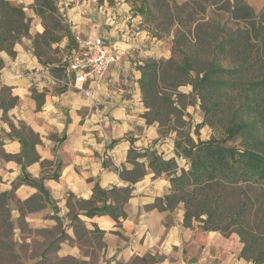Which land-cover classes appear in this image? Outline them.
<instances>
[{
    "label": "crops",
    "instance_id": "0c3cea01",
    "mask_svg": "<svg viewBox=\"0 0 264 264\" xmlns=\"http://www.w3.org/2000/svg\"><path fill=\"white\" fill-rule=\"evenodd\" d=\"M8 1L23 6L30 35L15 42L13 55L0 50V264H253L240 256L236 234L185 226L182 203L163 209L170 183L148 168L131 184L118 223L85 215L77 198L128 184L120 171L132 168L130 148L177 159L173 138L146 123L138 84L144 60L167 58L170 47L150 36L125 0H56L78 42L102 37L121 55L102 80L74 83L67 68L55 72L34 55L33 36L44 30L34 0ZM22 124L39 137V161L25 162Z\"/></svg>",
    "mask_w": 264,
    "mask_h": 264
},
{
    "label": "trees",
    "instance_id": "16d2710c",
    "mask_svg": "<svg viewBox=\"0 0 264 264\" xmlns=\"http://www.w3.org/2000/svg\"><path fill=\"white\" fill-rule=\"evenodd\" d=\"M103 1L111 5L116 0H98ZM125 1L150 36H172L170 55L146 58L138 84L146 123L157 124L160 136L175 132L184 137L174 139V153L185 159V166L155 150L130 148L132 168L120 171L128 184L96 186L89 199L77 198L75 204L87 216L109 215L118 223L126 216L131 184L148 168L170 183L159 199L163 209L182 203L185 226L195 221L202 230L234 233L242 244L240 256L264 264V4L256 10L246 0ZM32 8L44 26L33 36L34 55L44 65H57L53 71L66 70L67 59L49 60L50 47L65 37L67 58L78 41L56 0H34ZM197 11L205 17L193 20ZM29 26L21 4L0 0V50L13 55L15 42L30 35ZM185 84L199 101L201 125L212 129L206 140L194 141L182 132L185 103L177 89ZM18 138L25 162L39 161V137L22 124ZM143 157L147 167L139 160Z\"/></svg>",
    "mask_w": 264,
    "mask_h": 264
},
{
    "label": "rangeland",
    "instance_id": "374dc122",
    "mask_svg": "<svg viewBox=\"0 0 264 264\" xmlns=\"http://www.w3.org/2000/svg\"><path fill=\"white\" fill-rule=\"evenodd\" d=\"M180 1H185V0H180ZM246 1L250 3L254 8H256V10H260L264 3V0H246ZM207 10L209 12L210 9L208 8ZM203 17H205V14L203 15L202 13L197 11L195 12L192 18L193 20L195 19L197 20ZM161 39L165 40V42L167 43L166 47L169 46L171 48V42H172L171 34H167L163 36ZM66 53L67 50L65 45L64 47H59L58 45L53 47L52 44L49 50V57H50L49 60L64 62L63 59L65 58ZM154 58H165V57L161 56ZM177 91L181 94V100L183 101V103H185L183 119L185 120L186 124L185 126H183L182 132L188 133L189 136L194 141L208 139L212 134V129L207 123L201 125V122L204 119L203 112L199 107V101L197 97L195 96L194 93L191 92V86L188 84L181 85L178 87ZM161 130L167 131L165 126H162ZM167 136L173 138V141L174 139H178L181 141L184 140L183 136H178L175 132H170ZM176 161L178 163V167L185 166V159L177 157Z\"/></svg>",
    "mask_w": 264,
    "mask_h": 264
},
{
    "label": "built area",
    "instance_id": "2783aa9c",
    "mask_svg": "<svg viewBox=\"0 0 264 264\" xmlns=\"http://www.w3.org/2000/svg\"><path fill=\"white\" fill-rule=\"evenodd\" d=\"M120 53L112 49L102 37L93 40H80L78 48L67 56V71L72 74L74 83L86 80L99 81L111 64L120 60ZM88 95L89 91L85 90Z\"/></svg>",
    "mask_w": 264,
    "mask_h": 264
}]
</instances>
